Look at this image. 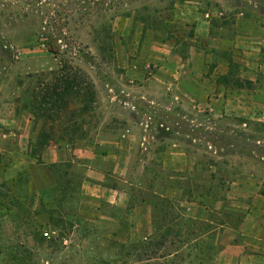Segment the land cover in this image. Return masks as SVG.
Masks as SVG:
<instances>
[{"label": "rangeland", "instance_id": "374dc122", "mask_svg": "<svg viewBox=\"0 0 264 264\" xmlns=\"http://www.w3.org/2000/svg\"><path fill=\"white\" fill-rule=\"evenodd\" d=\"M46 149L152 208L159 234L184 240L160 254L178 253L134 258L139 248L106 243L115 221L65 233L78 185L35 207L17 200L4 169L38 166ZM60 235L67 249L53 252ZM24 262L264 264V0H0V264Z\"/></svg>", "mask_w": 264, "mask_h": 264}, {"label": "crops", "instance_id": "0c3cea01", "mask_svg": "<svg viewBox=\"0 0 264 264\" xmlns=\"http://www.w3.org/2000/svg\"><path fill=\"white\" fill-rule=\"evenodd\" d=\"M112 153L110 147H106ZM21 155L28 159V152ZM30 153V152H29ZM78 158L76 164L87 169L85 159ZM110 155H106L109 160ZM40 165L23 167L21 161L12 163L4 169V180H12V195L27 207H35L39 203H51L53 201V191L56 188V180L52 174L51 167L64 164L58 151L46 149L39 157ZM19 165V169L17 168ZM127 165V164H126ZM125 162L114 163L113 174L122 177L126 170ZM13 169L16 172L9 173ZM125 169V170H124ZM88 177L96 179V183L84 178L80 188L79 204L77 216L80 221H115L117 226L112 239L120 244L129 242H139L147 240L154 234L152 208L146 205L131 207V198L128 193L118 187L105 184L107 174L102 171L88 169ZM9 173V174H8ZM102 205L118 209L121 214L113 216L102 212Z\"/></svg>", "mask_w": 264, "mask_h": 264}, {"label": "trees", "instance_id": "16d2710c", "mask_svg": "<svg viewBox=\"0 0 264 264\" xmlns=\"http://www.w3.org/2000/svg\"><path fill=\"white\" fill-rule=\"evenodd\" d=\"M226 78L227 77H223L222 79H226ZM242 83H244V82H242ZM247 83L250 84L251 82H247ZM79 87H80V85L76 81V84H75L74 88H76V90H78ZM76 97H78V98L80 97L79 93H78V95ZM86 102H88V100ZM89 103L90 104H94L91 99H90ZM74 136H76V135H74ZM70 143L73 144L74 141L72 140V141H70ZM42 145L44 147L47 144L46 143H44V144L42 143ZM73 167L76 168V166H74L73 164H69V165L58 164V165L53 166L55 171L52 170V174L54 175L55 180H56V188L54 189L53 193L59 192V193L63 194V196H64L67 191H70L71 195L74 196V194L76 193V189L75 188L79 186V190H80L81 185H82V183L84 181V178H82L81 176H79V175H77L75 173L74 174L69 173V170H71ZM63 168L66 169L65 172L62 171ZM71 177L73 178V180H74V178H75V180L77 179V183L73 182ZM63 178H68V179L70 178L71 179L68 182V184L71 185L70 186L71 188H68V187L64 188L63 187V182H62ZM77 201H78V199H77ZM161 201L164 204H166V205H170V202L164 197H162ZM58 210H59V207H58ZM152 214H153V211H152ZM50 219H51V217H50ZM153 219H154V216H153ZM77 221H80V220L78 219L77 208H76V212L74 213V221L71 222V224L66 229L65 233L68 232L69 235H73V236L75 235V237H78V238H79V234H80L81 239L88 237L91 232L89 230H87V229H83L82 228V229H79L78 232L74 231V229L76 228L75 227V222H77ZM153 223H154V220H153ZM167 229H169V230H166L162 234H159V231L157 230V228L154 227V234H153L152 237H150V238H148L147 240H144V241L131 243L130 245L120 244V243H117L114 240H112V241L106 240V243L110 244V245H113V246L120 247L121 249H124V248H127V247L139 248V250H141V251L134 255V258H136L138 260H141L143 257H145L146 260H148V261H151V260L156 259V258L166 259L168 257L175 256L178 252L175 251L174 253H167L166 255H163V253L160 254V249L165 251L168 248V246L176 245L177 243L184 244L183 237L181 238V235L178 237V235H177L178 232L177 231L170 230V228H167ZM30 238L34 241L36 246H38L40 244H42V245L43 244H45V245L47 244V241L44 238H42V235H40L38 233L35 234L34 231L32 232V235L30 236ZM64 240H65V238L60 235L59 242L58 241L57 242H53V245H50V246L47 245V246L50 247V248H53L52 249L53 252H56V250H58L57 248H61V250L67 249L66 246H65ZM72 248L75 250L74 247H72ZM83 252H84V250L80 251L78 254L80 256L84 257V254H82ZM26 253L28 255H32V251L31 250H27ZM61 253H63V252L61 251ZM129 254L130 253H127V254L124 253V251H121V253H120V255H122V256H128ZM28 263L29 262H27V263L24 262V263H21V264H28Z\"/></svg>", "mask_w": 264, "mask_h": 264}, {"label": "built area", "instance_id": "2783aa9c", "mask_svg": "<svg viewBox=\"0 0 264 264\" xmlns=\"http://www.w3.org/2000/svg\"><path fill=\"white\" fill-rule=\"evenodd\" d=\"M45 236H46V237H49V235H48V234H45Z\"/></svg>", "mask_w": 264, "mask_h": 264}]
</instances>
